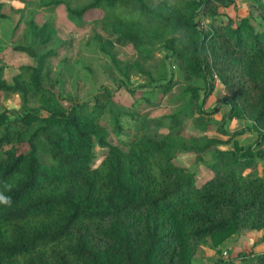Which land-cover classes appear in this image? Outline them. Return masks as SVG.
Returning <instances> with one entry per match:
<instances>
[{
  "label": "trees",
  "instance_id": "obj_1",
  "mask_svg": "<svg viewBox=\"0 0 264 264\" xmlns=\"http://www.w3.org/2000/svg\"><path fill=\"white\" fill-rule=\"evenodd\" d=\"M235 1L89 0L74 6L43 0L49 9L65 5L79 26L87 12L102 10L106 35L93 39L123 76L134 68L150 77L159 96L130 87L128 79L122 84L132 98L129 106L112 98L65 104L56 85L45 83L40 64L21 65L12 82L0 65V92L22 100L19 111L0 112V196L7 198L0 201V264H194L208 238L219 247L243 230H264V177L256 168L264 158V31L250 17L238 23L220 18L219 8ZM255 2L264 16V1ZM6 17L0 2V19ZM27 23L31 42L14 49L35 62L55 54L37 51L53 40L52 22L39 24L31 16ZM158 44L185 83L205 81L203 88L190 84L182 92L197 100L200 114L216 112L198 102L201 91L206 101L216 78L223 83L229 95L221 101L230 109L217 130L228 139L182 136L177 129L190 116L185 110L143 114L142 107L162 105L174 78L165 63L157 76L138 60L122 67L115 45H133L147 61ZM32 100L39 105L31 106ZM106 112L119 144L109 141L108 125L101 123ZM233 118L251 125L230 131L226 125ZM131 126L135 134L126 136ZM163 128L168 133L158 132ZM248 132L257 139L245 147L235 137ZM231 141L235 149H218ZM96 142L107 151L93 167ZM188 151L200 161L212 152L208 167L214 175L201 185L197 173L174 162ZM248 254L252 264H264V251Z\"/></svg>",
  "mask_w": 264,
  "mask_h": 264
},
{
  "label": "rangeland",
  "instance_id": "obj_2",
  "mask_svg": "<svg viewBox=\"0 0 264 264\" xmlns=\"http://www.w3.org/2000/svg\"><path fill=\"white\" fill-rule=\"evenodd\" d=\"M70 1L74 6H81L89 0ZM0 2L3 4V12L7 15L6 18L0 19V65L4 66V78L10 82L13 81L14 75L19 72L21 65H36L38 63L42 66L45 83L56 85L55 90L62 94L65 104L79 100V102L91 105L97 99L112 98L118 106H129L132 98L122 84L123 80L127 81L128 79L130 87L138 88L141 91L151 90L153 91V99L158 98L159 92L153 89L156 84L151 83L150 77L136 71L134 68L129 69V78L123 76L115 67L111 58L101 51L98 41L93 39L95 33L106 35L107 24L102 21V10L93 9L87 12L84 18L86 22L79 26L69 20L66 6L63 4L49 9L43 6V0H0ZM23 11H25L24 16L21 13ZM219 11L223 13V16L220 17L221 19L231 18L235 23H238L243 17H250L254 27L258 31H264V16L255 0H236L235 4L220 7ZM31 16L39 24L45 21L52 22L57 30L49 45L38 47L37 51L39 54L55 49L56 53L48 56L44 61L35 62V59L28 54L14 49L15 45L31 42L27 37V21ZM107 44H109L108 40H106L105 47H109ZM115 49L118 52L122 67L138 60L144 63L154 76H157L163 67V63H165L170 75L174 78L173 89L166 96L162 105L160 107H144V109L142 107L144 115L161 117L185 110V113L190 116L185 118L183 124L177 129L182 136L186 138L217 137L223 140L229 138V136L223 135L217 130V125L222 122V119L228 114L230 109L228 104L221 101L229 93L219 79L216 78L214 91L207 100L204 101L202 98L203 90L198 100L205 110L216 109V112L202 115L198 111L197 100H192L190 94H182V92L186 88L185 86L190 84L203 88L205 81L202 78H196L185 83L182 70L175 65L174 61L166 58V50L162 47V44L155 46V51L152 53L155 58L153 57L147 61L143 60L133 45H115ZM103 87H107L108 90L103 91ZM30 105L36 107L39 102L38 100H32ZM21 107L22 100L19 94L0 92V112L5 109L19 111ZM109 117V112H106L101 123L108 125L106 127L109 132V141L119 144L120 142L113 132ZM199 117H203V120H200L201 118L199 119ZM207 122L212 123V126L207 127L205 130L197 128ZM247 125H251V122L233 118L226 127L230 131H235ZM134 131V127L131 126L126 128L124 134L131 136L135 134ZM158 132L165 134L168 133V129L163 128L158 130ZM235 139L246 147L256 141L257 134L248 132L237 135ZM218 149L224 151L233 150L235 149L234 142L221 144ZM106 151L107 148L101 147L96 142L93 167H97L101 163ZM212 160V152L204 154L203 160L200 161L195 152L188 151L179 153L174 162L197 173L196 184L201 185L214 175V171L208 167ZM256 168L264 177V158L257 160ZM234 237H237L234 244L224 243L225 245L223 244L219 247H215L211 239L208 238L201 245V250L193 257V263L214 264V262L221 260L223 264H230V261L234 259L233 264H252V261L245 258L249 255L248 248L260 252L264 250V230L246 229Z\"/></svg>",
  "mask_w": 264,
  "mask_h": 264
},
{
  "label": "crops",
  "instance_id": "obj_3",
  "mask_svg": "<svg viewBox=\"0 0 264 264\" xmlns=\"http://www.w3.org/2000/svg\"><path fill=\"white\" fill-rule=\"evenodd\" d=\"M234 236H236V235H234ZM234 236L231 237V238H229V239L225 242V244H229V243L234 244V243H235V240H236V238H237V237H234ZM237 236H238V235H237ZM225 244H224V245H225ZM248 250H249V251H248L249 253H250V252H255V253H259V252H260V251H256V250L253 251L252 249H249V248H248ZM263 251H264V250H263ZM261 252H262V251H261Z\"/></svg>",
  "mask_w": 264,
  "mask_h": 264
},
{
  "label": "clouds",
  "instance_id": "obj_4",
  "mask_svg": "<svg viewBox=\"0 0 264 264\" xmlns=\"http://www.w3.org/2000/svg\"><path fill=\"white\" fill-rule=\"evenodd\" d=\"M0 201L7 202V198L0 196Z\"/></svg>",
  "mask_w": 264,
  "mask_h": 264
},
{
  "label": "built area",
  "instance_id": "obj_5",
  "mask_svg": "<svg viewBox=\"0 0 264 264\" xmlns=\"http://www.w3.org/2000/svg\"><path fill=\"white\" fill-rule=\"evenodd\" d=\"M226 253V252H225Z\"/></svg>",
  "mask_w": 264,
  "mask_h": 264
}]
</instances>
